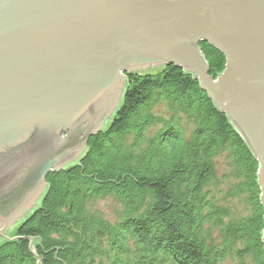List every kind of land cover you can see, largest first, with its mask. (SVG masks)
Wrapping results in <instances>:
<instances>
[{
  "label": "water",
  "instance_id": "1",
  "mask_svg": "<svg viewBox=\"0 0 264 264\" xmlns=\"http://www.w3.org/2000/svg\"><path fill=\"white\" fill-rule=\"evenodd\" d=\"M201 42L225 57L217 75ZM164 65L248 145L264 208V0H0V239L113 119L127 73Z\"/></svg>",
  "mask_w": 264,
  "mask_h": 264
},
{
  "label": "trees",
  "instance_id": "2",
  "mask_svg": "<svg viewBox=\"0 0 264 264\" xmlns=\"http://www.w3.org/2000/svg\"><path fill=\"white\" fill-rule=\"evenodd\" d=\"M200 47L210 73L223 71L221 51ZM220 157L230 181L222 198ZM257 170L192 74L174 65L127 73L113 119L78 163L49 173L38 207L0 242V264H264ZM107 197L121 206L116 222L92 209Z\"/></svg>",
  "mask_w": 264,
  "mask_h": 264
},
{
  "label": "rangeland",
  "instance_id": "3",
  "mask_svg": "<svg viewBox=\"0 0 264 264\" xmlns=\"http://www.w3.org/2000/svg\"><path fill=\"white\" fill-rule=\"evenodd\" d=\"M162 105L158 106L156 111H162ZM111 121H109L110 123ZM107 127V126H106ZM227 169L225 159L220 157L218 159V173L219 177L222 181L221 185H219V190H221L219 195V198H222L224 196V192L228 185L230 184L229 180H225L223 178V174L225 173ZM218 189L216 190V192ZM231 204L236 207V210L240 213H243L246 211L245 205L242 203L241 198L233 199L231 201ZM92 209L97 210L99 213H101L106 219L110 220L111 222H116L119 217V211L121 210L120 204L113 198L107 197L105 199L97 200L95 203L92 204ZM14 229V228H13ZM13 229L9 232V235H13ZM13 238V237H12ZM4 239H0V242ZM31 245V244H30ZM32 246H34V241L32 242ZM33 248V247H32Z\"/></svg>",
  "mask_w": 264,
  "mask_h": 264
}]
</instances>
